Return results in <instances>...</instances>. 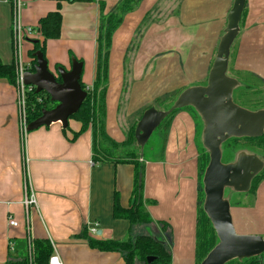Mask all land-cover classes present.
I'll return each instance as SVG.
<instances>
[{
  "label": "crops",
  "instance_id": "0c3cea01",
  "mask_svg": "<svg viewBox=\"0 0 264 264\" xmlns=\"http://www.w3.org/2000/svg\"><path fill=\"white\" fill-rule=\"evenodd\" d=\"M98 1L62 0L61 35L45 45L54 72L58 64L71 69L73 58L83 62L88 89L96 73ZM102 1L109 13L120 0ZM20 2L18 10L14 0H0V58L6 64L23 61L31 70L35 40H42L40 19L57 10L58 1ZM232 5L233 0H141L126 13L109 55L105 130L111 139L123 142L157 99L166 96V102L178 90L207 83ZM16 15L35 30L21 42L14 33ZM229 66L258 80L250 84L234 75L241 89L259 92L257 108H264V0H247ZM68 127L65 131L56 122L22 133L17 87L0 79V264L7 263L12 238L50 240L63 264H126L119 252L92 248L85 232L97 240L150 234L167 245L171 264H200L198 160L204 148L199 116L188 108L177 111L162 157L157 156L161 146L152 145V154L143 158L148 225L133 226L113 213L116 192L121 205L130 206L134 165L94 162L92 126L78 136L79 121L70 118ZM30 192L37 206L27 212L23 200ZM231 202L237 231L264 237V177L253 192L237 194ZM10 218L18 225L11 226Z\"/></svg>",
  "mask_w": 264,
  "mask_h": 264
},
{
  "label": "water",
  "instance_id": "95a60500",
  "mask_svg": "<svg viewBox=\"0 0 264 264\" xmlns=\"http://www.w3.org/2000/svg\"><path fill=\"white\" fill-rule=\"evenodd\" d=\"M246 2L233 0L207 83L185 88L168 109L147 108L135 128L136 142L143 157L144 148L154 131L174 110L193 108L202 121L201 143L209 154L202 179L203 210L218 241L200 264H227L235 259L243 261L262 256L264 264V237L237 231L231 212L232 197L226 194L228 190L238 194L250 192L254 178L264 169V158L244 148L234 153L232 161L223 160V145L228 140L264 135V108L249 109L235 102V91L243 85L228 73L231 48L240 33ZM34 57L37 61L35 70L24 73V82L35 86L37 93L46 92L57 104L44 109L41 116L28 124L27 130L56 122H61L65 128L87 97V91L80 83L83 62L73 58L71 69L59 66L54 72L43 52L37 51ZM147 260L151 263L155 257L149 256Z\"/></svg>",
  "mask_w": 264,
  "mask_h": 264
},
{
  "label": "trees",
  "instance_id": "16d2710c",
  "mask_svg": "<svg viewBox=\"0 0 264 264\" xmlns=\"http://www.w3.org/2000/svg\"><path fill=\"white\" fill-rule=\"evenodd\" d=\"M58 1V9L49 12L45 17L40 19L38 32L42 37V40H38L34 43L32 55L37 51H41L46 57V42L49 39L59 38L62 28V14H61V1ZM71 2H83V1H96V0H69ZM141 0H120L115 9L109 13L105 12V2L99 0L100 5V17L99 28L97 36V54H96V73L94 86L88 89L83 83L82 77L80 80L82 88L87 91V97L84 100L80 110L75 113L71 119H75L82 124L81 130L75 133L78 136L85 132L90 126L93 129V160L94 162H112V163H130L134 165L133 172V186L131 193V203L129 207H124L120 203L119 193H115L114 201V216L118 219H127L131 225H148L152 222V217L146 208V201L144 197V185H145V162L137 152H141L140 146L137 145L135 138L136 125L129 131L127 138L118 143L111 139L105 130V108H106V84L108 81L109 73V55L113 42V35L119 25L122 23L126 13L133 9ZM81 61V60H79ZM36 58L34 57L31 71L35 70ZM61 66L60 64L57 67ZM0 79H6L11 84L16 85L17 71L16 65L6 64L0 58ZM185 88L178 90L176 95L167 104L165 109H168L176 97ZM241 90V89H239ZM246 90V89H245ZM169 98V97H168ZM169 98V99H170ZM166 99V96L161 99H157L156 103L160 104ZM168 99V100H169ZM167 100V101H168ZM236 102V101H235ZM57 103L52 102L50 96L46 92L37 93L36 89L29 93L27 102V121L28 123L37 119L42 115L44 109H50ZM150 107H155L154 104ZM156 108V107H155ZM192 110L196 115L197 113L193 108ZM261 109V108H255ZM179 110H174L159 126L162 133L163 143L160 145V151L157 154L158 157H162L164 151V145L167 141V133L170 123L174 117V114ZM198 116V115H197ZM70 129L68 125L64 130ZM160 133V136H161ZM246 140L249 142H256L264 146V135L257 138H232L228 140L224 145V154L226 145L229 142L240 144V141ZM242 148H246V145H242ZM241 147V146H240ZM203 154L199 157V171L202 181L203 174L206 166L209 162V154L203 149ZM235 150V151H236ZM255 152V151H254ZM235 153V152H234ZM264 158V154L255 152ZM234 156V154H233ZM234 158V157H233ZM264 177L263 171L257 175L252 183L250 192H253L258 183ZM200 192L198 217H197V256L200 260H203L208 252L216 245L218 239L215 230L211 224L210 219L207 217L203 210L204 192L203 184ZM85 236L88 238L89 245L100 251L107 252H119L122 254L126 264H171V252L167 245L159 241L157 238L150 234H138L131 235L126 240H114L103 239L97 240L89 238L85 232ZM11 242L14 244V248L9 252V258L6 264H49L50 257L54 253V246L48 239H15L12 238ZM149 256L155 257L151 263L148 262ZM262 257H251L239 261L237 259L228 262L227 264H262Z\"/></svg>",
  "mask_w": 264,
  "mask_h": 264
},
{
  "label": "rangeland",
  "instance_id": "374dc122",
  "mask_svg": "<svg viewBox=\"0 0 264 264\" xmlns=\"http://www.w3.org/2000/svg\"><path fill=\"white\" fill-rule=\"evenodd\" d=\"M229 75L231 76H234V75H237L239 78H241L243 81L245 82H248V83H252V82H258V80H256L255 78H253L252 76H246L244 74H237L236 72V69L232 66H229V71H228ZM128 73H127V77H128ZM128 80V79H127ZM126 80V81H127ZM128 82V81H127ZM242 82V81H240ZM175 96V94H174ZM172 96V98L174 97ZM172 98H170L168 101L166 102H162V103H158V104H155L154 106L157 108V109H165L167 107V104H170V101L172 100ZM234 99L235 101L243 106V107H246V108H249V109H255L258 107L259 105V101H260V98H259V92L257 91H253V90H250L248 88L245 89H237L235 91V94H234ZM160 129L159 127L154 131L152 137L150 138V140L148 141V143L146 144L145 146V157H149V155H151L152 153L149 152V148L150 146L152 145H156V147L158 148L162 143H163V137H162V133H161V136H160ZM242 145H246L245 149H249L250 151H257V152H260V153H263L264 154V146L259 144V143H256V142H249V141H246V140H242L240 141V144H235L234 142H229L227 145H226V150H225V154H224V157H223V160L225 162H229V161H232L233 160V154L234 152H236L238 148H242L243 146ZM241 146V147H240ZM236 150V151H235ZM141 152H137V154H140ZM203 154V153H202ZM208 165V164H207ZM203 178V177H202ZM248 193V192H247ZM227 196L229 197H234L236 196L238 193H234L230 190H228L226 192Z\"/></svg>",
  "mask_w": 264,
  "mask_h": 264
},
{
  "label": "built area",
  "instance_id": "2783aa9c",
  "mask_svg": "<svg viewBox=\"0 0 264 264\" xmlns=\"http://www.w3.org/2000/svg\"><path fill=\"white\" fill-rule=\"evenodd\" d=\"M14 3L18 10L20 9V0H14ZM18 12V11H17ZM35 30L31 27H25L21 24L19 18L17 15L14 18V33L16 36V39L18 42H21L23 40V37L25 34L30 36ZM16 71H17V82L16 87L18 91V103H19V112H20V128L22 133L28 132V121H27V102H28V96L29 93L32 92L34 89H36L33 85H27L24 82V73L28 70L26 65L23 61L16 62ZM23 204L25 207V210L28 212L31 207L37 206V200L33 193L26 194L25 199L23 200ZM9 224L11 226H17L18 222L15 221L13 218L9 219ZM93 231H96L93 229ZM10 249L12 250L14 248V244L10 242L9 244ZM49 264H63L61 259L59 258L58 254L54 253L50 257Z\"/></svg>",
  "mask_w": 264,
  "mask_h": 264
}]
</instances>
